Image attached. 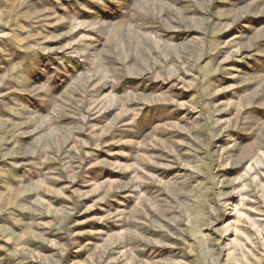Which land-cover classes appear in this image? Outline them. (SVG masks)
Segmentation results:
<instances>
[{
  "label": "rangeland",
  "instance_id": "1",
  "mask_svg": "<svg viewBox=\"0 0 264 264\" xmlns=\"http://www.w3.org/2000/svg\"><path fill=\"white\" fill-rule=\"evenodd\" d=\"M0 264H264V0H0Z\"/></svg>",
  "mask_w": 264,
  "mask_h": 264
}]
</instances>
